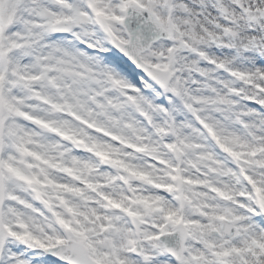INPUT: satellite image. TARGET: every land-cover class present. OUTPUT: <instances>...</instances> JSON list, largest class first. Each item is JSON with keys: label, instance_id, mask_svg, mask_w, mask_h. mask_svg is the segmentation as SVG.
<instances>
[{"label": "clouds", "instance_id": "obj_1", "mask_svg": "<svg viewBox=\"0 0 264 264\" xmlns=\"http://www.w3.org/2000/svg\"><path fill=\"white\" fill-rule=\"evenodd\" d=\"M145 3L162 39L144 50L141 62L162 63L177 49V68L185 71L176 75L194 92L223 99L201 106L202 115L217 120L241 155L187 111L179 113L185 124L179 135L157 133L154 123L167 126L165 118L145 104L150 121L127 99L158 98L156 81L145 71L137 86L106 60L102 53L124 45L95 14L61 38L71 55L33 38L37 55L66 62L49 73L59 89L35 84L48 100L16 86L18 80L8 89L16 110L6 119L19 135L0 142V165L12 157L28 179L13 178L2 189L0 219L15 236L6 232L0 242V264H51L49 257L59 264H146L162 236L194 257L192 264H264V165L256 163L264 152L251 154L264 147V64L257 62L264 60V0ZM108 6L123 15L119 0L99 5ZM112 28L121 41L131 40L126 25L112 22ZM204 58L212 63L202 64Z\"/></svg>", "mask_w": 264, "mask_h": 264}, {"label": "snow or ice", "instance_id": "obj_2", "mask_svg": "<svg viewBox=\"0 0 264 264\" xmlns=\"http://www.w3.org/2000/svg\"><path fill=\"white\" fill-rule=\"evenodd\" d=\"M103 0H87V6L82 7L78 0H0V142L7 139H16L19 135L15 124L7 122L6 117L10 116L16 109L8 89L13 87L14 81L20 83L16 86H23L41 100H48L35 84L39 81L47 83L59 89L61 85L56 77L49 73L59 71L60 65L65 63L59 59L57 63H52L53 56L37 55L36 45L33 44L35 38L39 45L44 49H51L53 53L63 52L65 55L71 53L61 45V38L73 34V28L77 25H84L90 19V13L95 14L98 20L103 23L106 32L112 36L117 43H122L124 49L114 47L111 51L102 53L106 60L115 65L118 69L127 74L133 84L140 85V77L147 71L156 81V94L158 98L151 99L153 94L144 97L127 96V99L137 105L138 109L150 121L152 116L145 111L144 105L147 104L152 112L159 113L165 118V123H154L157 133L165 135L170 131H175L178 135L180 129L185 126L179 115L181 111H187L195 116L199 127L209 133L218 143L227 148L229 152L233 149L228 146L225 133L218 127L217 120L212 116H204L205 108L203 105L222 103V98L213 99L209 96L200 95L192 88L187 87V83L176 74L185 71V68H177L178 50L172 49L171 55L161 58L164 62L152 65L141 62L143 52L153 42L162 39V32L157 27L156 19L150 7L146 6L145 0H119V10L123 15H116L115 9L108 6L107 9L99 7ZM90 10V11H89ZM151 17V19H149ZM112 22H118L127 26L131 40L121 41L114 33ZM23 29V32L21 31ZM27 41V43H25ZM202 55L201 53H194ZM36 59L35 67L25 65L26 61ZM141 63L144 71L138 70L136 64ZM264 64V60L257 61ZM202 64H211L212 61L204 58ZM24 67V71H19ZM187 71L196 72L206 76L200 67H188ZM199 81H194V85ZM125 90L129 86L123 81H117ZM114 103V102H113ZM61 105L56 104L59 108ZM253 107H259L253 104ZM44 123V121H41ZM171 147V145H169ZM257 151L264 152V147L254 148L251 152L255 155ZM233 155L240 156V152H233ZM258 165H264V160L256 161ZM13 178L25 179L20 169L12 162V157L8 158L7 163L0 165V198H2L3 186L10 183ZM13 199L14 197H9ZM119 206V205H118ZM10 212L12 210H9ZM173 215V213H170ZM12 233L10 226L0 219V242L3 241L5 233ZM162 243L157 245L155 256H145L146 264H192L194 257H186L185 249L172 246V241L162 236ZM239 251V250H236ZM228 255L227 252L224 253ZM51 264H59L58 261L48 258ZM202 260V258H200ZM77 264H86L78 261ZM218 264H224L218 261Z\"/></svg>", "mask_w": 264, "mask_h": 264}]
</instances>
